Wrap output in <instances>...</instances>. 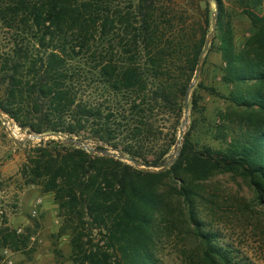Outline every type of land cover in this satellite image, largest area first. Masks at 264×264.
<instances>
[{"label":"trees","instance_id":"1","mask_svg":"<svg viewBox=\"0 0 264 264\" xmlns=\"http://www.w3.org/2000/svg\"><path fill=\"white\" fill-rule=\"evenodd\" d=\"M240 3L253 27L242 48L223 0H0V110L23 132L68 135L138 165L60 138L27 144L21 177L53 194L72 264H163L161 245L185 231L196 240L186 264H244L200 210L221 174L247 181L264 205V0ZM214 4L223 80L236 88L220 114L225 146L194 140L207 124L196 83L180 154L160 170L178 148Z\"/></svg>","mask_w":264,"mask_h":264},{"label":"rangeland","instance_id":"2","mask_svg":"<svg viewBox=\"0 0 264 264\" xmlns=\"http://www.w3.org/2000/svg\"><path fill=\"white\" fill-rule=\"evenodd\" d=\"M223 1L234 41L242 48L253 34L252 24L243 14L240 0ZM213 9L216 10L215 4ZM215 36L197 82L207 124L199 127L194 140L221 149L225 144L218 128L220 114L226 112L236 88L223 80L226 67L221 52L223 41L217 31ZM250 86L253 84L249 83L246 88ZM188 129L189 123L186 131ZM28 135L14 120L0 115V264H72L70 239L60 234L61 221L53 194H43L39 187L26 185L21 177L27 144L41 142ZM204 189L205 201L200 210L205 229L215 234L221 244L230 247L241 263L264 264V205L254 189L247 181L230 174L209 180ZM6 229L25 241L19 251L3 246L1 233ZM181 234L180 237L174 234L161 245L158 256L163 264L189 262L188 255L196 247V240L186 231Z\"/></svg>","mask_w":264,"mask_h":264},{"label":"water","instance_id":"3","mask_svg":"<svg viewBox=\"0 0 264 264\" xmlns=\"http://www.w3.org/2000/svg\"><path fill=\"white\" fill-rule=\"evenodd\" d=\"M215 2V4H217V0H213ZM217 6H216V14H215V17L213 19V22H212V31H211V34L207 37V40H206V43H205V47L200 55V59H199V65H198V68H197V71H196V74H195V77H194V80L192 82V84L190 85L188 91H187V94H186V98H185V119L181 125V128H180V133H179V143H178V148H177V151L175 153V157H174V160H169L166 164H164L162 166V168H160V170H166L167 168H169L173 162L178 158L179 154H180V151H181V146H182V139L184 137V134H185V131L187 129V125L189 123V100H190V95H191V92L193 90V88L195 87L196 83L198 82L199 80V77H200V74H201V71L203 69V66H204V63H205V56L206 54L208 53L209 51V48H210V45L215 37V34H216V31H217V20H218V16H217ZM0 115H4V113L0 110ZM28 138L30 139H38V140H43V139H46V138H53V139H62L64 140L66 143L72 145V146H75L77 148H84L86 149L87 151L89 152H99L103 155H110V156H116L117 158H121L122 160H125L135 166H138L137 163L129 158H126V157H120L119 155H117L116 153H113V152H110V151H98V150H95L93 148H91L86 142H83L82 140H79L77 138H73V137H70L68 135H64V134H60V133H49V134H42V135H38V134H29L28 135ZM17 142H23V140H16ZM144 169L146 170H150L148 168H145L143 167Z\"/></svg>","mask_w":264,"mask_h":264},{"label":"built area","instance_id":"4","mask_svg":"<svg viewBox=\"0 0 264 264\" xmlns=\"http://www.w3.org/2000/svg\"><path fill=\"white\" fill-rule=\"evenodd\" d=\"M41 204V201H39V205ZM35 213H37L36 211H35Z\"/></svg>","mask_w":264,"mask_h":264}]
</instances>
